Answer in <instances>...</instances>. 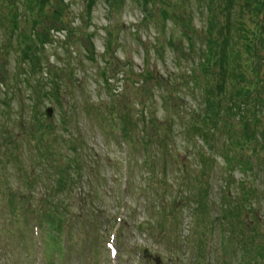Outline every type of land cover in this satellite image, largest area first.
<instances>
[{
	"label": "rangeland",
	"instance_id": "obj_1",
	"mask_svg": "<svg viewBox=\"0 0 264 264\" xmlns=\"http://www.w3.org/2000/svg\"><path fill=\"white\" fill-rule=\"evenodd\" d=\"M162 1L156 0L153 20H148L136 0H124L121 8L113 10L105 0H96L89 26L96 50V60L92 61V44L82 34L87 0H65L63 20L79 36L72 39L71 46L65 45L68 31L54 29L58 31H52L54 42L45 51L49 67L63 69V107L46 99L39 109H32L29 87L34 86L35 77L30 86L16 85L17 98L12 107L21 113L23 106L27 120L34 118L38 110L41 120L55 128L45 138L59 153L61 166L73 156L64 145L71 135L81 147L79 163L85 171L69 182L77 183L74 188L69 186L58 195L57 199L69 206L73 219L66 226L57 252L38 214L12 213L8 189L16 188L32 202L38 201L47 187L55 189L58 176L50 160L42 161L44 166L36 160L37 144L30 139L29 131L16 130L22 150L20 163H0V264H156V257L161 264H255V256L263 258L262 248L255 245H264V138L255 146V158L237 148L238 138L227 133H215L211 148L192 132L193 124L200 126L196 116L202 114L203 101L201 93L187 81L205 46L209 3ZM213 1L215 6L222 5L219 0ZM161 7L181 18L165 22ZM52 11L49 8L48 17ZM219 20L223 21L222 16ZM52 22L49 19L45 24L49 27ZM182 24L192 31L191 43L183 35L186 28ZM108 30L114 39L110 52L106 50ZM170 37L188 60L167 45ZM190 44L194 51H190ZM15 55L10 57L8 72L21 74V70L14 69ZM109 64H115L116 70H109ZM131 69L134 76L127 80ZM103 71L107 72L108 83L101 76ZM149 72L163 77L164 89L160 87L163 82H142ZM43 77L44 82L47 74ZM262 86L264 89V82ZM116 105L121 110L124 105V111L132 113L139 123L129 141L123 139L116 115L111 117ZM48 107H54L51 119L45 115ZM259 113L261 132L264 109ZM64 119L65 126L61 124ZM144 119L154 120L155 125L144 126ZM234 129L240 131L238 124ZM145 133L151 138L145 139ZM227 154L230 158H249L252 166L233 161L229 166ZM34 163L39 169L34 173L38 172L40 179L30 189L17 168L25 165L33 175L30 166ZM84 198L87 202L82 201ZM240 208L242 217L224 218L229 209L235 214ZM241 223L244 225L240 228ZM251 223L257 237L248 251L240 232L254 236L253 229H245ZM113 248L117 256L110 253ZM146 249L149 257L144 256Z\"/></svg>",
	"mask_w": 264,
	"mask_h": 264
},
{
	"label": "trees",
	"instance_id": "obj_2",
	"mask_svg": "<svg viewBox=\"0 0 264 264\" xmlns=\"http://www.w3.org/2000/svg\"><path fill=\"white\" fill-rule=\"evenodd\" d=\"M27 1V6H25L26 0H0V14L2 15L0 17V161L5 160L10 163L13 160L19 161L22 150L20 148V134L16 132L18 129L20 131L28 130L30 139L35 140L37 144L34 147L36 159L40 160L42 166H44L42 161H46V163L48 160L51 161V166L56 169L58 176L55 189L52 187L49 189L50 194L45 195L44 193L41 199L32 202V199H29L26 194L16 188L8 190L12 213L14 215L25 214V212L38 214V221L56 242L65 235L66 226L73 219L69 206L57 198L69 186L74 188L77 183L69 182L74 176L77 179L85 171L84 165L79 163L81 147L71 135H68L64 145L69 148L68 150L72 152L73 156L67 158L65 165L61 166L57 161L59 153L46 143L47 138H45L47 133H54L55 128L41 120L38 110L34 113V118L27 120L23 116L24 112L15 113L12 103L18 88L16 85L22 83L30 86V80L35 77L36 79H33L32 82L34 86L29 87L30 95L33 94L31 107L39 109L42 100L46 99L54 102L60 108L63 107L64 94L60 84L63 69L56 68L53 70L52 67H49L45 52L46 46L54 42L52 31L67 30L68 36L65 39V45L69 44L70 46L73 44L72 39L79 35L71 24H67L63 20L67 10L65 0ZM105 1L113 10L114 7L121 8L124 0ZM136 1L138 5H141L146 18L153 20L151 13L156 6V0ZM157 2L163 3L162 0H157ZM219 2L222 4L220 7L215 6L213 0H208V27L204 30L205 46L201 49L198 60H194L195 63L188 74L190 81L187 83L192 84L201 93V102L203 101L202 114L196 116L200 126L193 124L192 132L200 135L211 148L215 142V133L219 131L227 133L231 138H238L237 143H235L237 148L246 150L247 153L256 158L258 150L255 146H258L259 140L264 138V127L260 132L263 121L262 115L259 113L264 109V97L261 96L264 92L262 86L264 75L261 69V63H264V0H219ZM95 3L96 0H87L86 2L87 22L86 27L83 26L85 30L82 33L83 37L85 36L86 40L88 39L92 44L90 56L92 61L96 60V50H94V40H92L94 34L89 33V26L92 24L91 15ZM49 8L53 11L48 17ZM160 9L165 22L168 19L178 20L181 18L168 9L163 7ZM221 16L223 21L219 20ZM49 19L55 22H52V26L47 27L45 23ZM57 25L60 28H57ZM182 25L186 28L183 35L191 43L190 34L192 31L190 27L185 24ZM22 26H24V30L21 29ZM108 36L106 50L110 52L114 46V39L112 40V33L109 30ZM14 39L17 40L16 46L13 45ZM167 45L177 51L180 57L189 59L181 48L177 47L173 37L169 38ZM189 46L190 51H194L191 44ZM12 55L16 56L13 65L17 68L14 69L21 70V74L8 72L9 65H12L10 58ZM58 61L61 62L60 59ZM109 65L112 66L109 70L111 68L116 70L115 64ZM133 71L127 76V80H132ZM44 73L47 74V79L43 82ZM106 73L103 71L101 76L104 82L108 83L109 79ZM142 82L147 84L153 82L157 85L163 82L160 87L164 89L165 86L163 77L156 76L151 72L142 77ZM122 107L125 110L124 105ZM113 110L114 112L110 113L111 116L116 115L121 135L126 141H129L132 133L139 127L138 121L129 111L121 110L120 105H116ZM65 119L61 121L64 126L66 124ZM147 121L146 119L142 121L144 126L155 125L154 120ZM234 124H238L239 132L234 129ZM145 134V139L151 138L150 134ZM237 134L240 135L237 136ZM225 158L229 166H232L233 162L240 163L244 167L252 166L253 163L249 158L243 156L230 158L227 154ZM32 168L35 169V165ZM18 171L26 177V182L33 183L34 179L31 177L33 175L29 176L24 165H20ZM82 201L87 202L85 198ZM240 212L241 208L235 214L234 210H229L228 215L240 218L242 217ZM79 217L81 216L79 215ZM243 225L244 223H241L240 228ZM245 229L248 231L254 228L246 225ZM240 233L243 239V247L249 251V244L253 243V236H243L246 233Z\"/></svg>",
	"mask_w": 264,
	"mask_h": 264
},
{
	"label": "water",
	"instance_id": "obj_3",
	"mask_svg": "<svg viewBox=\"0 0 264 264\" xmlns=\"http://www.w3.org/2000/svg\"><path fill=\"white\" fill-rule=\"evenodd\" d=\"M47 114H48L49 117H52L53 109L52 108L48 109L47 110ZM145 252H146V254H149V252L147 250Z\"/></svg>",
	"mask_w": 264,
	"mask_h": 264
}]
</instances>
